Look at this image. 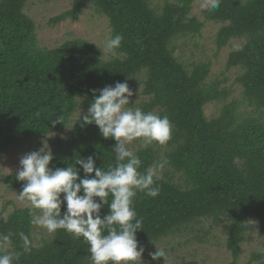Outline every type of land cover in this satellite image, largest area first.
<instances>
[{
    "label": "trees",
    "instance_id": "obj_1",
    "mask_svg": "<svg viewBox=\"0 0 264 264\" xmlns=\"http://www.w3.org/2000/svg\"><path fill=\"white\" fill-rule=\"evenodd\" d=\"M29 1L0 0V155L26 139L48 137L54 155L50 167L75 166V159L93 156L96 166L107 170L116 162V141L105 139L98 126L81 118L95 98L93 89L117 82L130 86L136 78L134 91L141 88L143 97L136 106L167 115L173 128L164 144L153 142L133 151L142 161L141 170L167 160L156 181L158 196L138 191L134 198L143 218L139 246L154 247L189 233L203 241L211 229L222 228L231 264H238L255 226L264 237V0H220L217 9L206 10L204 20L192 12L195 0L166 1L162 7L151 0H72V7L51 23L78 21L91 3L109 19L112 37H124L107 60L99 46L83 38L56 48L40 46L37 23L25 13ZM207 22L221 24L217 54L232 40L242 41L227 59L228 69L240 70L241 97L231 98L230 88L210 79V61L186 63L176 55V42L194 38ZM211 103L222 106L218 115L208 117L205 108ZM59 117L63 123L52 127ZM77 168L84 178L83 169ZM5 181L9 189L21 192L26 183L16 173ZM64 211L66 204L62 215ZM108 211L103 207L101 215ZM38 212L16 207L5 217L0 211V251L19 253L14 264H91L83 237L59 229L39 240L30 215ZM206 221L211 224L205 230ZM21 233L29 239L27 249ZM246 264H264V249H254Z\"/></svg>",
    "mask_w": 264,
    "mask_h": 264
},
{
    "label": "clouds",
    "instance_id": "obj_2",
    "mask_svg": "<svg viewBox=\"0 0 264 264\" xmlns=\"http://www.w3.org/2000/svg\"><path fill=\"white\" fill-rule=\"evenodd\" d=\"M219 4L220 0H205L202 7L213 10ZM123 39L122 35H115L106 40L102 51L120 48ZM93 93L95 98L81 120L84 124L94 123L105 139L116 141L115 164L105 170L96 166L93 156H88L75 159V166L52 168L54 155L44 140L38 151L20 159L16 179L26 182L20 196L39 210L38 214L30 213L33 225L49 233L64 229L75 238L83 237L89 245L91 264H137L144 253L137 240L138 230L143 229V218L138 217L134 198L138 191L150 197L158 196L160 189L156 181L167 160L141 170L142 161L129 144L138 139L146 144H164L171 138L172 123L167 115L144 112L134 106L136 103L131 104L129 98L133 92L127 82L93 89ZM51 123L55 127L63 123V117ZM77 165L83 169L84 178ZM65 204L66 211L62 215L61 208ZM105 206L109 211L102 216L101 209ZM10 235L3 236V241L8 242ZM20 235L27 249L29 239L23 233ZM19 255L2 250L0 264H14ZM149 255L153 261L159 258L165 261L167 253L155 247Z\"/></svg>",
    "mask_w": 264,
    "mask_h": 264
},
{
    "label": "rangeland",
    "instance_id": "obj_3",
    "mask_svg": "<svg viewBox=\"0 0 264 264\" xmlns=\"http://www.w3.org/2000/svg\"><path fill=\"white\" fill-rule=\"evenodd\" d=\"M156 7H162L166 1L173 0H151ZM205 0H195L193 14L199 19L204 20V14L207 8L202 7ZM72 0H30L26 7L25 13L30 15L37 23V33L39 45L44 48H56L64 41L74 38H83L90 40L103 50L105 41L112 38L109 19L98 13L91 3H87L78 21L66 20L58 24L51 23V19L60 13L72 7ZM221 24L207 22L201 33L197 36L181 38L177 44L176 55L186 63L195 60H207L211 62L210 79H217L222 87L230 88L233 93L231 98H238L242 95L243 87L237 82L240 74L239 68H227V59L229 54L242 45L241 40H232L230 44L223 48L217 54V46L215 43L216 33ZM103 52V51H102ZM116 54L115 51L103 52L104 59H109ZM136 78L130 82V89L133 95L129 98L131 104L140 105L143 97L139 95L140 90L135 84ZM115 86V85H114ZM113 86V87H114ZM221 104L211 103L206 108L208 117L219 114ZM81 112H85L83 109ZM47 140L50 147L48 137H34L19 142L11 147L6 153L0 155V211L4 210V216L12 212L16 207H32L26 198H21V191L9 189L5 181V177L9 174L16 173L20 167V159L27 153L38 151L42 147V142ZM142 139L134 140L129 144L132 151L138 146H146ZM51 149V147H50ZM210 221H206L203 225L204 229H210ZM259 227L255 226L245 239L243 244L244 252L238 261V264H246L250 260V253L254 249H264V237L259 235ZM200 234H203L200 232ZM51 234L43 227L38 226L35 236L42 240L48 238ZM51 237V236H50ZM225 236L222 228H213L203 241L196 240L193 234L178 235L166 238L154 245V247L143 246L144 253L141 260L137 264H145L152 262L149 253L164 249L167 253L165 261L182 262L183 260L196 259L202 264H231V253L225 246ZM1 245V244H0ZM156 261H164L159 258ZM155 262V261H153Z\"/></svg>",
    "mask_w": 264,
    "mask_h": 264
}]
</instances>
